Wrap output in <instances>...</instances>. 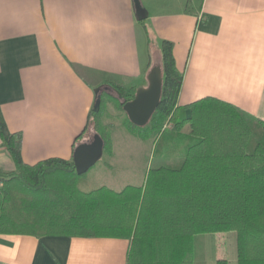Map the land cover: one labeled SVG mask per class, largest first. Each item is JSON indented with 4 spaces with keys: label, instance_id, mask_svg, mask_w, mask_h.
<instances>
[{
    "label": "crops",
    "instance_id": "1",
    "mask_svg": "<svg viewBox=\"0 0 264 264\" xmlns=\"http://www.w3.org/2000/svg\"><path fill=\"white\" fill-rule=\"evenodd\" d=\"M140 3L143 20L133 0H0V109L25 163L70 158L90 140L80 134L95 90L146 85L163 40L183 75L177 105L214 97L264 121V0ZM0 168H15L1 140ZM128 249L121 237L0 234V264H126Z\"/></svg>",
    "mask_w": 264,
    "mask_h": 264
},
{
    "label": "trees",
    "instance_id": "2",
    "mask_svg": "<svg viewBox=\"0 0 264 264\" xmlns=\"http://www.w3.org/2000/svg\"><path fill=\"white\" fill-rule=\"evenodd\" d=\"M159 65L160 102L144 126L123 111L135 87L103 81L127 131L153 138L154 155L159 149V164L141 185L90 187L88 170L78 175L72 156L25 163L21 134L9 131L0 109L1 146L15 165L0 168V234L121 237L129 240L126 264H194L196 235L233 232L236 264H264V121L214 97L192 102L187 112L177 105L183 75L170 41L161 42ZM105 94L97 90L99 109L90 110L80 136L91 126L111 155L110 133L101 126Z\"/></svg>",
    "mask_w": 264,
    "mask_h": 264
},
{
    "label": "rangeland",
    "instance_id": "3",
    "mask_svg": "<svg viewBox=\"0 0 264 264\" xmlns=\"http://www.w3.org/2000/svg\"><path fill=\"white\" fill-rule=\"evenodd\" d=\"M104 96L106 107L101 116V126L103 125L110 133L112 153L111 155L102 153L101 158L88 169L85 178L89 180L90 187L104 185L115 191L121 190L126 185H141L147 170L159 164L158 148L154 155L156 141L153 138H141L127 131L124 125L125 113L116 107L112 96L106 94ZM169 132L171 130L167 128L164 134ZM94 134H96L94 128L89 126L82 138L92 139ZM167 155L163 156L164 160ZM167 160V162H175L179 159L168 156ZM209 241H213V246L218 247L216 251L221 255V259H226L229 264H236V237L233 232L196 235L194 264L207 263V258L204 260L203 254L207 252Z\"/></svg>",
    "mask_w": 264,
    "mask_h": 264
},
{
    "label": "water",
    "instance_id": "4",
    "mask_svg": "<svg viewBox=\"0 0 264 264\" xmlns=\"http://www.w3.org/2000/svg\"><path fill=\"white\" fill-rule=\"evenodd\" d=\"M135 13L139 20L147 17V11L140 3V0H133ZM162 91V71L160 66H153L147 74L146 85H138L135 88L133 97L124 102L123 111L129 121L137 126H144L149 122L156 110ZM97 92V90H95ZM100 105V95H97L93 111H97ZM103 140L98 134H94L92 139L79 142L73 149L72 160L75 171L78 175L85 173L95 164L103 153Z\"/></svg>",
    "mask_w": 264,
    "mask_h": 264
},
{
    "label": "built area",
    "instance_id": "5",
    "mask_svg": "<svg viewBox=\"0 0 264 264\" xmlns=\"http://www.w3.org/2000/svg\"><path fill=\"white\" fill-rule=\"evenodd\" d=\"M166 126V125H165Z\"/></svg>",
    "mask_w": 264,
    "mask_h": 264
}]
</instances>
